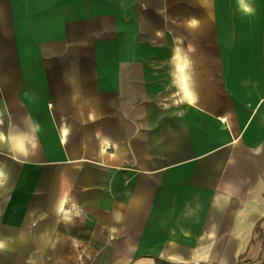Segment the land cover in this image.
I'll list each match as a JSON object with an SVG mask.
<instances>
[{"label":"crops","instance_id":"0c3cea01","mask_svg":"<svg viewBox=\"0 0 264 264\" xmlns=\"http://www.w3.org/2000/svg\"><path fill=\"white\" fill-rule=\"evenodd\" d=\"M0 264H264V0H0Z\"/></svg>","mask_w":264,"mask_h":264},{"label":"rangeland","instance_id":"374dc122","mask_svg":"<svg viewBox=\"0 0 264 264\" xmlns=\"http://www.w3.org/2000/svg\"><path fill=\"white\" fill-rule=\"evenodd\" d=\"M176 29L172 28L171 31L172 32H175ZM223 40V39H222ZM220 41L219 43H223L221 42L220 40V37H217V42ZM231 42L232 43H239V36H234L231 38ZM183 43H187L186 39H183ZM221 55H223V53H220ZM233 55V59L236 58L234 57V55L236 54L235 52L231 53ZM197 55H200V58L199 56ZM199 58V61H200V64L202 63L203 61V57L201 55V53H196V57L193 56V54L191 55V53H188V52H184L183 53V57L181 59L185 60V61H188V63L190 65H193L195 64V60L194 59H197ZM180 58L178 57V60ZM257 118V116L255 117V119ZM61 166H59L60 168ZM82 168V171H89V172H93V173H96L97 171H100L103 167H100V166H97V165H94V164H85ZM105 171H109L108 168L104 167L103 168ZM57 170V169H56ZM41 171L42 172H47V171H51V169H48L47 167H41ZM107 182V181H105ZM90 183V182H89ZM112 185H110L111 187ZM115 188H119V190H115L113 191V195H110L109 197L106 196L108 193H105V204L109 205V203L111 204L110 200H113L116 204L118 205L119 204V208L122 210L123 206L125 205L126 203V200H127V196H128V193H127V188H128V182L126 181V179H120L119 181H115V184L114 186ZM109 193H111L109 191ZM47 195H48V190H47V181L45 180H41L40 181V197H41V200L39 201L40 205L44 208H49L52 204L50 202H48V199H47ZM77 210L76 211H72L71 213H69V216H68V219H75V216L79 217L80 218H86L89 219L91 218V213L89 211H86L82 209V211L79 209V208H76ZM46 214V213H45ZM106 248V246H105Z\"/></svg>","mask_w":264,"mask_h":264},{"label":"bare ground","instance_id":"6f19581e","mask_svg":"<svg viewBox=\"0 0 264 264\" xmlns=\"http://www.w3.org/2000/svg\"><path fill=\"white\" fill-rule=\"evenodd\" d=\"M11 140L13 145L18 151H24L25 150V133L22 132L21 130L17 128H13L11 131ZM116 220L120 221L121 220V212H116Z\"/></svg>","mask_w":264,"mask_h":264}]
</instances>
